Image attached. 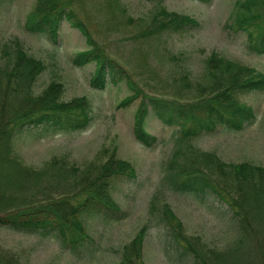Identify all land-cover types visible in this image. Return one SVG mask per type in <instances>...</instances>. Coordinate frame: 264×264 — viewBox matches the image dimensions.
Listing matches in <instances>:
<instances>
[{"label":"trees","instance_id":"16d2710c","mask_svg":"<svg viewBox=\"0 0 264 264\" xmlns=\"http://www.w3.org/2000/svg\"><path fill=\"white\" fill-rule=\"evenodd\" d=\"M64 21L90 47L69 61L78 68L95 64L91 88L104 92L125 84L135 94L123 101L121 108L140 98L142 91L135 90L128 70L93 38L75 0H37L27 16L26 29L46 37L57 53L62 50L59 29ZM198 26L194 18L162 8L145 34L150 38L163 32L180 34ZM228 29L245 33L248 51L264 56V0L239 1ZM3 52L7 59L0 62V228L52 238L77 258L87 260L94 253L96 259V242L86 222L95 218L104 223L122 220L113 197V180L121 176L135 179V170L116 157V150L106 162H92L83 169L65 157L55 158L41 169L27 166L16 153V143L84 131L94 120L92 105L86 97L63 101L64 85L54 81L36 94V84L47 70L45 62L30 55L20 42L12 48L5 46ZM180 80L172 94L143 95L134 117L135 139L145 148L157 144L158 139L146 129L151 116L167 126H179L181 135L163 186L177 194L214 195L232 210L239 236L229 248L217 250L198 237L180 234V223L174 228L167 225L170 234L195 264H264V167L225 164L216 154L192 145L220 127L238 133L255 124V110L240 99L264 92V73L213 54L197 82L191 83L185 75ZM165 215H170L173 225L176 218L169 208ZM147 230L148 226L143 227L124 247L121 264L138 262ZM0 264L25 263L0 247Z\"/></svg>","mask_w":264,"mask_h":264},{"label":"rangeland","instance_id":"374dc122","mask_svg":"<svg viewBox=\"0 0 264 264\" xmlns=\"http://www.w3.org/2000/svg\"><path fill=\"white\" fill-rule=\"evenodd\" d=\"M37 0H0V62H5V46L20 42L28 53L47 65L35 91L42 93L51 82L64 85L63 101L86 97L94 117L81 132H61L44 140H23L16 153L29 167L43 168L55 158L65 157L70 164L83 169L90 163L106 162L113 151L116 157L130 163L135 179L126 176L113 180V197L122 220L111 223L88 219L86 228L94 238V253L88 259L77 258L59 241L28 236L0 228V247L17 255L25 264H121L124 247L145 226L147 236L141 256L134 264H195L184 248L171 236L169 227L188 238H200L210 248L225 250L238 239V222L228 205L208 194L173 193L162 184L168 164L180 138L179 126H167L151 116L147 132L158 139L152 148L141 146L134 136V117L143 95L172 94L185 75L190 82L203 76L207 60L216 54L264 73V56L251 54L246 34L230 28L236 4L245 0H75L79 14L89 26L93 38L122 66L135 81L140 98L129 106L120 105L133 91L125 84L97 92L90 86L95 64L78 68L71 65L73 55L90 49L85 38L64 21L59 29L62 50L55 53L51 42L26 29L29 13ZM194 18L199 26L173 34L161 33L150 38L145 34L160 9ZM230 25V26H228ZM181 81V80H180ZM134 90V91H135ZM253 108L255 124L243 132L231 133L220 127L215 133L193 141L198 150L216 154L225 164L244 163L264 167V92L241 97ZM173 213L176 221L170 224ZM168 225V226H167ZM92 258V259H91Z\"/></svg>","mask_w":264,"mask_h":264}]
</instances>
